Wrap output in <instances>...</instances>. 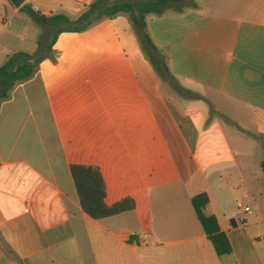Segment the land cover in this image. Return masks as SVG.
Listing matches in <instances>:
<instances>
[{
	"label": "crops",
	"instance_id": "0c3cea01",
	"mask_svg": "<svg viewBox=\"0 0 264 264\" xmlns=\"http://www.w3.org/2000/svg\"><path fill=\"white\" fill-rule=\"evenodd\" d=\"M93 1L0 0V53L38 50L29 8L75 20ZM194 4L148 18L173 80L120 15L60 34L35 76L12 88L0 107V264H264V160L252 155L256 142L264 153V0ZM74 164L100 169L107 205L131 198L135 208L89 216ZM201 193L228 254L198 219Z\"/></svg>",
	"mask_w": 264,
	"mask_h": 264
},
{
	"label": "trees",
	"instance_id": "16d2710c",
	"mask_svg": "<svg viewBox=\"0 0 264 264\" xmlns=\"http://www.w3.org/2000/svg\"><path fill=\"white\" fill-rule=\"evenodd\" d=\"M185 2L186 0H94L75 20L65 15L45 17L29 8L28 12L36 23L51 26V36L49 40L39 41L38 50L34 54L16 53L0 67V107L8 100L10 91L16 84L27 82L35 76L40 63L51 53L60 34L83 32L104 19H113L120 15L125 16L132 25L144 54L158 75L164 81L173 80L166 56L156 47L148 31V18L182 13L187 8ZM17 57L23 58L18 65H16ZM186 92L192 95L191 92ZM71 173L81 206L92 218L103 219L135 208V202L131 198L111 206L106 204V184L98 167L74 164L71 166ZM208 202L206 193L198 194L192 199L198 219L216 252L219 255L228 254L231 252V246L227 236L220 231L216 217L205 213ZM5 247L11 259H18L8 245Z\"/></svg>",
	"mask_w": 264,
	"mask_h": 264
},
{
	"label": "rangeland",
	"instance_id": "374dc122",
	"mask_svg": "<svg viewBox=\"0 0 264 264\" xmlns=\"http://www.w3.org/2000/svg\"><path fill=\"white\" fill-rule=\"evenodd\" d=\"M194 1L195 0H186V2H185L186 7L187 8L195 7ZM29 29H30V31L26 32L28 37L27 38H21L19 40V42L16 43V44H19V46L22 48L23 47L26 48V47L30 46L29 45V43H30L29 38L32 36V34H34V31H33L34 29L32 27H30ZM50 36H51L50 26L49 25H44V26L40 25V37H41L42 41L49 40ZM10 56H12V55H10ZM8 59H9V57L6 54L0 53V67L3 66L8 61ZM169 86L172 87L170 82H169ZM213 99L217 100L218 97H214ZM229 118L231 119V121H234V122L238 121L235 113H233V114L229 113ZM229 129H230V133H229L230 146L235 151H237L240 148V142L236 139V135H237L236 125L229 123ZM256 144H257V148L255 147V150L252 151V155L255 158V161L257 160L258 163H261L264 160V153L260 147L259 142H256Z\"/></svg>",
	"mask_w": 264,
	"mask_h": 264
},
{
	"label": "water",
	"instance_id": "95a60500",
	"mask_svg": "<svg viewBox=\"0 0 264 264\" xmlns=\"http://www.w3.org/2000/svg\"><path fill=\"white\" fill-rule=\"evenodd\" d=\"M16 7H21L25 0H11Z\"/></svg>",
	"mask_w": 264,
	"mask_h": 264
},
{
	"label": "built area",
	"instance_id": "2783aa9c",
	"mask_svg": "<svg viewBox=\"0 0 264 264\" xmlns=\"http://www.w3.org/2000/svg\"><path fill=\"white\" fill-rule=\"evenodd\" d=\"M245 210H249V208H248V207H246V208H245Z\"/></svg>",
	"mask_w": 264,
	"mask_h": 264
}]
</instances>
